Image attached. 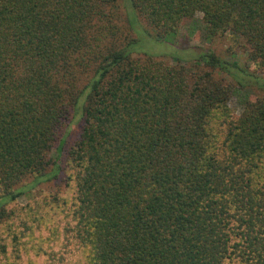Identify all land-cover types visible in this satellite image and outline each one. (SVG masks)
<instances>
[{"label": "trees", "instance_id": "1", "mask_svg": "<svg viewBox=\"0 0 264 264\" xmlns=\"http://www.w3.org/2000/svg\"><path fill=\"white\" fill-rule=\"evenodd\" d=\"M130 4L156 39L189 20L192 34L228 35L254 70L211 50L189 67L134 55L116 0H0V217L23 181L58 175L62 141L52 148L80 103L58 223L68 252L82 264H264V0Z\"/></svg>", "mask_w": 264, "mask_h": 264}, {"label": "rangeland", "instance_id": "2", "mask_svg": "<svg viewBox=\"0 0 264 264\" xmlns=\"http://www.w3.org/2000/svg\"><path fill=\"white\" fill-rule=\"evenodd\" d=\"M116 2L119 23L128 30L131 37H136L131 47L134 55H158L173 64L181 63L189 67L203 50H211L241 69L248 68L246 53L228 35L204 38L201 30L192 34L190 21L184 20L171 39L161 41L155 38L154 30L136 15L130 0ZM233 64L230 66V75L234 74L232 77L237 81L248 79L247 76L241 78L242 73ZM248 69L254 70V67L250 65ZM217 75L226 77L224 73ZM260 89L254 86L252 95L259 94L262 91ZM235 97L230 101V106L238 110ZM81 115L79 103L76 110L71 109L67 121L58 132L51 153L55 157L58 142L62 141V151L57 158L61 167L58 175L44 181L26 179L19 185L23 192L15 200L5 202L6 213L0 217V264H82L84 253L78 249L68 252L69 246L74 244L59 237L58 226V223H66L73 195V181L69 177L71 172L67 170L64 152L78 138ZM3 246L5 250H2Z\"/></svg>", "mask_w": 264, "mask_h": 264}]
</instances>
